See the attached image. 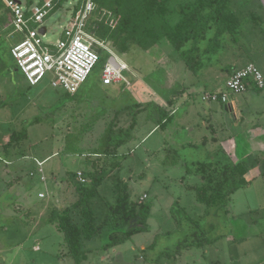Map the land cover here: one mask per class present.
I'll return each mask as SVG.
<instances>
[{
  "label": "rangeland",
  "instance_id": "374dc122",
  "mask_svg": "<svg viewBox=\"0 0 264 264\" xmlns=\"http://www.w3.org/2000/svg\"><path fill=\"white\" fill-rule=\"evenodd\" d=\"M20 1L26 8L42 0ZM79 1L64 0L50 11L44 40L61 37ZM230 5L237 16L235 40L229 34L223 48L206 54L199 73L185 66L166 39L147 49L128 41L123 52L112 47L131 70L130 84H102L101 56L74 96L47 81L30 85L10 53L21 35H8L0 25V264H74L49 213L75 200L77 172L87 181L100 168L103 179L91 198L97 222L116 199L113 174L126 184L130 199L150 210L137 233L118 232L113 239L102 229L84 241L81 264H264V89L232 93L224 86L225 67L250 61L264 76V0H230ZM253 14L260 17L258 24ZM217 88L231 94L234 110L228 102L202 98ZM183 90L186 102L180 98L177 112L145 139V125L159 121L158 109L144 105L136 117L143 126L136 131L129 126L136 106L121 112L144 93L168 98L181 97ZM110 98H117L112 109ZM112 113L119 114L118 125ZM23 128L27 137L4 149L9 135ZM117 138L124 141L116 154H104ZM221 149L243 163L248 184L232 192L226 204L206 206L196 198L195 187L203 182L197 163ZM35 158L43 161L42 173ZM192 239L201 245L177 250L180 241Z\"/></svg>",
  "mask_w": 264,
  "mask_h": 264
},
{
  "label": "trees",
  "instance_id": "16d2710c",
  "mask_svg": "<svg viewBox=\"0 0 264 264\" xmlns=\"http://www.w3.org/2000/svg\"><path fill=\"white\" fill-rule=\"evenodd\" d=\"M62 1L64 0H59L54 8L59 7ZM0 2H2L0 25L4 30L10 19V10L4 6L2 0ZM93 2L95 7L86 27L89 32L109 42L111 46L116 45L121 52L127 49L128 41L147 49L166 39L179 53L185 66L195 73L204 68V62H208L206 58L203 59L206 54L216 53L223 48L230 38L229 34L235 40L237 16L230 5V0H93ZM103 10H109L113 14L103 13ZM102 13L103 16L98 19ZM251 18L258 24L259 16L253 14ZM112 22H115L114 26ZM76 93L66 92V95L74 96ZM159 112L158 127L163 126L173 116L164 109ZM134 117L135 115L131 118L130 128L135 122ZM118 120L114 116L113 124L118 125ZM113 126L109 127L108 141ZM26 137L24 128L12 132L4 144V149ZM123 141L124 138H117L115 147L107 143L103 153L116 154L117 146ZM111 165L114 166V163ZM196 171L203 178L202 184L195 187L196 198L206 206L226 204L232 192L248 184L243 163L233 161L223 149L215 152L207 161L198 162ZM112 176L116 199L108 206L100 222L96 221L91 198L96 194L97 187L103 179L101 168L93 170L84 183L79 181L75 189L76 198L70 205L53 207L49 213L48 220L62 233L67 253L72 257L74 264H81L86 258L83 242L99 234L102 229L108 230V236L115 239L118 232L123 237H128L145 228L150 206L143 201L130 199L123 180L117 174ZM194 244L201 245V242L194 239L180 241L177 250Z\"/></svg>",
  "mask_w": 264,
  "mask_h": 264
},
{
  "label": "built area",
  "instance_id": "2783aa9c",
  "mask_svg": "<svg viewBox=\"0 0 264 264\" xmlns=\"http://www.w3.org/2000/svg\"><path fill=\"white\" fill-rule=\"evenodd\" d=\"M2 1L10 10V19L4 30L9 31L8 35L13 32L21 35L11 46L10 53L30 85L47 81L53 88L74 94L87 80L101 56H105L101 63L102 84H130L128 73L131 74V70L127 63L117 56L109 42L86 28L95 7L93 0H80L78 6H74L61 37L55 41L44 40L47 27L43 22L59 0H42L26 8L22 7L20 0ZM42 26H45L44 33L40 32ZM224 86L232 93H242L252 86L264 89V76L255 63L248 62L235 69L225 80ZM227 90L205 91L202 98L232 105V96ZM35 163L37 171L42 173L43 161L35 159ZM76 175L81 183L86 181L82 172ZM40 177L44 180L43 175Z\"/></svg>",
  "mask_w": 264,
  "mask_h": 264
},
{
  "label": "crops",
  "instance_id": "0c3cea01",
  "mask_svg": "<svg viewBox=\"0 0 264 264\" xmlns=\"http://www.w3.org/2000/svg\"><path fill=\"white\" fill-rule=\"evenodd\" d=\"M250 62V61H249ZM246 63H248V62H245L244 64H242L241 66H232V67H229V68H227V67H225V69H226V71H227V77L235 70V69H237V68H239V67H242L243 65H245ZM212 66H210V67H207V68H211ZM166 72H168V71H166ZM227 77H225L224 78V82H225V80L227 79ZM135 79V78H134ZM133 79V80H134ZM135 81V80H134ZM135 83H132V86L134 85ZM217 89H219V88H217ZM146 90H149L148 89V87L146 86ZM180 96L181 97H178V96H171V97H163V96H158V95H156L155 94V92L153 91V92H151V93H149L148 95H146V93H144L143 94V96L139 99V100H137L135 103L134 102H128V103H126L128 106H124L123 108V110L121 111L122 113H123V111H127L128 110V107H129V105H135L136 106V112H135V117H134V120H135V122H134V124H132L131 126V130H135L136 131V129H140V127H139V125H141V126H143V124L142 123H136V117L137 116H139L140 114H142V113H144L145 112V106L144 105H146V104H148V103H151V104H153L154 105V107L155 108H157L158 109V111H160L161 109H164V110H167L168 111V113L169 114H172V115H174L176 112H177V110L179 109L178 108V101L179 100H181L180 98H183L184 99V102H186V100L185 99H187L188 98V94L186 95V90H183V93H181L180 94ZM187 98H186V97ZM118 98H120V97H118ZM117 99V98H116ZM116 99H108V102L109 101H111L112 102V104H110V106L109 107H111V109L112 108H114V104H116L115 102H116ZM134 103V104H133ZM139 104V106H137ZM157 105V106H156ZM229 107H231L230 109H232V110H234L235 109V106H234V102L232 101V105H228ZM140 108H142V109H140ZM156 109V110H157ZM109 110V109H108ZM114 110V109H113ZM110 112H113L112 110H109ZM160 113V112H159ZM113 114V113H112ZM117 115V116H116ZM112 116H115V117H117V118H119L120 116H119V114L118 113H115V114H113ZM159 119V118H158ZM154 121V120H153ZM150 122V123H147L145 126H146V130H145V132H144V136H143V138L142 139H145L146 138V136H148L150 133L152 134V132L154 133L155 131H156V129H157V127H158V121L157 122ZM113 123V122H112ZM112 123H110V125H112ZM130 124V123H129ZM230 143H232V141L231 140H229V142H228V145L230 144ZM227 145V146H228ZM222 148L226 151V152H229L230 153V151L228 150V148H226L225 147V145H222ZM230 155H231V153H230ZM232 157V156H231ZM36 159V158H35ZM35 159H34V162H35ZM39 161V160H38ZM36 164V163H35ZM37 166V165H36ZM37 169H38V167H37ZM259 173H261V172H258V174ZM261 174H264V172L263 173H261ZM247 179V178H246ZM76 197V196H75ZM37 247V246H36ZM38 248V247H37ZM36 248V249H37ZM261 263V262H260ZM260 263H258V264H260Z\"/></svg>",
  "mask_w": 264,
  "mask_h": 264
},
{
  "label": "water",
  "instance_id": "95a60500",
  "mask_svg": "<svg viewBox=\"0 0 264 264\" xmlns=\"http://www.w3.org/2000/svg\"><path fill=\"white\" fill-rule=\"evenodd\" d=\"M40 32L41 33H44L45 32V26L40 27Z\"/></svg>",
  "mask_w": 264,
  "mask_h": 264
}]
</instances>
